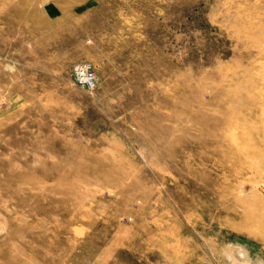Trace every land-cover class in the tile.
Masks as SVG:
<instances>
[{
	"label": "rangeland",
	"instance_id": "obj_1",
	"mask_svg": "<svg viewBox=\"0 0 264 264\" xmlns=\"http://www.w3.org/2000/svg\"><path fill=\"white\" fill-rule=\"evenodd\" d=\"M263 204L264 0H0V264H264Z\"/></svg>",
	"mask_w": 264,
	"mask_h": 264
},
{
	"label": "built area",
	"instance_id": "obj_2",
	"mask_svg": "<svg viewBox=\"0 0 264 264\" xmlns=\"http://www.w3.org/2000/svg\"><path fill=\"white\" fill-rule=\"evenodd\" d=\"M74 81L80 87L93 90L97 82V73L89 62H80L74 66Z\"/></svg>",
	"mask_w": 264,
	"mask_h": 264
},
{
	"label": "bare ground",
	"instance_id": "obj_3",
	"mask_svg": "<svg viewBox=\"0 0 264 264\" xmlns=\"http://www.w3.org/2000/svg\"><path fill=\"white\" fill-rule=\"evenodd\" d=\"M264 205V204H263ZM252 217V216H251ZM234 250V249H233ZM235 250H238V249H235ZM242 250V249H241ZM238 254H241L245 260H243V262L241 264H251L250 261H249V258H247V255L246 253H244L243 251H239ZM229 256V255H228ZM238 256V255H237ZM234 258V257H233ZM231 258V259H233ZM236 261V260H234ZM236 264V263H235ZM238 264V263H237Z\"/></svg>",
	"mask_w": 264,
	"mask_h": 264
}]
</instances>
